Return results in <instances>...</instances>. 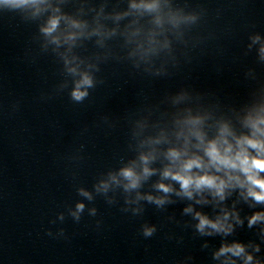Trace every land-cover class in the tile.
<instances>
[{"label": "clouds", "instance_id": "1", "mask_svg": "<svg viewBox=\"0 0 264 264\" xmlns=\"http://www.w3.org/2000/svg\"><path fill=\"white\" fill-rule=\"evenodd\" d=\"M8 3H24L26 0H6ZM53 27H55V22H53ZM83 84L91 85L90 79L87 77L84 78L82 81ZM73 98L76 100L82 99L86 93L81 92L79 90V85L77 86V89L73 91L72 93ZM247 143L254 148H260L261 146L258 143H255L251 140L247 141ZM226 151H230V148L227 149ZM173 156L176 155V153H172ZM208 155L211 157L213 162H216L218 165H223L228 168H237L239 169L246 175L247 181L254 186V188L259 189V191H254L253 188L249 189V195H251L257 202H264V178L259 177L260 172H264V159L257 158V157H249L243 150L241 152L237 153L235 159H230L227 156H221L216 148V146L213 144L211 148L208 151ZM200 167V163L198 160H192L189 161L187 164H185V169H191L193 166ZM145 172L147 174L148 170L145 169ZM122 175H124L126 178L131 180V183L129 187H136L137 186V181L134 179V174L130 169H125L122 171ZM165 176L170 175L168 171L164 173ZM174 179L178 180L181 182V187L185 191V193L190 197L191 192L188 191L189 186L194 184L197 189H200L201 187H209V188H215L216 189V194L220 195L221 198H223V189L225 187V183L223 180H220L219 183H217V178L204 175L196 178L193 180L192 177H185L181 176L179 174H175L173 176ZM159 187L167 192L170 189L161 184ZM87 195V193H85ZM151 199V198H150ZM162 202V201H158ZM78 210L83 209V205L79 204L77 205ZM199 216V213L197 214ZM264 218V215L261 214H256L252 217V219L249 221V224L251 225L252 223H255L256 220ZM208 225L211 226L214 229L220 230L222 228V225L219 223H214L212 221H209L206 217H200V223L198 225L199 229L202 231L204 227ZM152 229H147L145 231V235H151ZM226 251H231L235 255H240L244 249L241 245L236 244L232 247H225L221 249V253L226 252ZM252 257L249 255L246 259L245 264H248V261H251Z\"/></svg>", "mask_w": 264, "mask_h": 264}]
</instances>
